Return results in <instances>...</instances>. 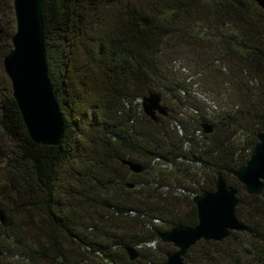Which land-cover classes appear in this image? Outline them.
Returning a JSON list of instances; mask_svg holds the SVG:
<instances>
[{"label": "trees", "instance_id": "obj_1", "mask_svg": "<svg viewBox=\"0 0 264 264\" xmlns=\"http://www.w3.org/2000/svg\"><path fill=\"white\" fill-rule=\"evenodd\" d=\"M42 18L64 133L57 146L30 139L5 77L0 133L15 144L10 153L0 148V208L12 220L0 225V239L12 246L5 256L18 264H163L143 250L159 230L195 225L192 199L213 190L220 174L238 191L235 212L245 229L221 241L199 240L185 259L204 245L200 264H264V190L247 194L233 176L264 130V12L257 4L44 0ZM187 31L202 48L221 45L222 58L211 53L198 74L220 71L240 98L238 114H214L176 82L168 83L184 97L176 100V115L167 109L153 121L142 107L134 114L148 91L167 88L160 51L170 36ZM7 33L0 19L1 74L12 47ZM201 122L212 132L204 134ZM121 158L139 162L142 172L131 173ZM125 245L140 248L135 260Z\"/></svg>", "mask_w": 264, "mask_h": 264}, {"label": "water", "instance_id": "obj_2", "mask_svg": "<svg viewBox=\"0 0 264 264\" xmlns=\"http://www.w3.org/2000/svg\"><path fill=\"white\" fill-rule=\"evenodd\" d=\"M264 12V0H253ZM44 0H12L15 31L10 38L11 50L2 59V67L9 79L11 94L18 106L27 134L35 143L57 146L63 138V118L55 99L48 76L42 7ZM143 113L153 121L158 116H167L168 110L161 95L148 91L141 98ZM204 134L213 126L200 123ZM120 162L133 174L142 172L139 162L121 158ZM233 176L250 195L264 190V130L258 133L257 142L245 164L238 167ZM127 187L134 184L127 182ZM237 189L229 185L222 175H217L214 189L195 195L192 199L197 222L195 225H177L157 231L164 243H171L176 250L166 253L164 264H187V251L199 240L221 241L232 232H241L244 224L236 216ZM11 217L0 208V225L7 227ZM124 250L130 261L138 257L132 245Z\"/></svg>", "mask_w": 264, "mask_h": 264}, {"label": "rangeland", "instance_id": "obj_3", "mask_svg": "<svg viewBox=\"0 0 264 264\" xmlns=\"http://www.w3.org/2000/svg\"><path fill=\"white\" fill-rule=\"evenodd\" d=\"M11 18L15 19L13 14L12 0L10 1V3L9 0H0V19L4 31L6 33H10V38L15 31V22L13 24ZM12 28L13 32H11ZM176 29H178V26L176 27ZM186 33L187 35L178 33L176 35L174 34L170 36L159 54V64L163 69V75L165 77V80L163 82L165 83L164 85H167V90L163 88L156 89V92L161 95L163 105L167 109L172 110L173 115L177 114L176 111L178 109V104L176 103V100L182 101L184 97L179 96L174 90H172L171 86L168 84L169 82H171V84H173L174 86V82H176L179 85H183L186 87L187 98L199 101L202 104L209 102V105L216 109L214 110L213 108H211V111H213L214 114H216L217 111L219 112L220 110H226L231 113L238 114V111L242 107L241 101L240 98L237 97V93L235 92L234 88L231 86V84L228 83L226 77L220 74V71L212 69L206 74H198L204 71V65L209 62L207 59L208 56L211 55V53L214 58H222L223 53L221 52V45L210 42L208 43V49L202 48L203 44L205 43L201 38L200 40H196L195 38L189 37L190 35L188 34V31ZM4 55L2 56V58L4 57ZM1 70L2 74L0 71V97L3 95L7 85V81L5 80L7 76L3 71L2 61ZM7 80L9 81L8 78ZM238 96L240 95L238 94ZM132 111L134 112V114H138L139 111H141L140 102L138 104H133ZM14 147L15 144L10 142L9 140H6V138H3L0 133V148L2 149V151L4 153H10L11 149H13ZM2 201L6 203V200ZM3 238L4 236L0 239V249L2 250L4 256L0 258V264H18L17 261L5 256L7 250L12 246H9L7 243H5L6 240H4ZM203 248H205L204 245L200 246L199 248L193 249L188 254V258L185 259L186 263H203L201 261ZM136 250L140 252V248H136ZM175 250L176 248L171 243H164L159 238H156L152 245L143 250V252L145 256H148L149 258H151V260H154L156 262L163 260L164 264L166 260V253L173 252Z\"/></svg>", "mask_w": 264, "mask_h": 264}]
</instances>
